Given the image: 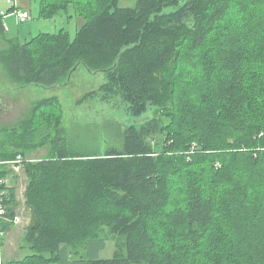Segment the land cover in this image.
<instances>
[{
    "label": "trees",
    "instance_id": "1",
    "mask_svg": "<svg viewBox=\"0 0 264 264\" xmlns=\"http://www.w3.org/2000/svg\"><path fill=\"white\" fill-rule=\"evenodd\" d=\"M40 3L42 18L63 11L83 24L74 37L62 28L20 41L0 16L7 77L55 88L79 66L102 72L78 104L120 99L138 121L122 148L74 153L52 95L5 129L1 160L52 151L24 162L39 219L25 229L32 253L3 264H59L63 245L76 253L90 240L115 250L88 264H264V0ZM5 188L14 216L16 191Z\"/></svg>",
    "mask_w": 264,
    "mask_h": 264
},
{
    "label": "rangeland",
    "instance_id": "2",
    "mask_svg": "<svg viewBox=\"0 0 264 264\" xmlns=\"http://www.w3.org/2000/svg\"><path fill=\"white\" fill-rule=\"evenodd\" d=\"M135 2L136 0H120V5L131 6ZM13 5L12 3H8V0H0V16L3 18L4 27L7 31L6 34L20 41L29 39L41 32L56 33L62 28L68 30L71 36L74 37L83 24L81 17L74 15L68 18L67 14L63 11L50 19L40 17V0H17L16 5L19 8H26L30 12V18L26 22H20L12 14L14 10ZM9 7L11 8L9 9ZM4 13H7V15L3 16ZM8 42L0 34V57L4 56L3 49L8 46ZM3 58H6V55ZM4 62L3 59H0V104L1 106L2 104L4 105L0 107L1 136H4L5 129L18 125L28 116L34 101L52 95L58 96L63 104L64 118L60 138L62 137V139L66 140L69 149L74 153H80L84 150H94L99 154H103L110 147L122 148L124 128L138 121V119L128 113L126 105L120 99L107 102L102 101L100 97H90L80 103V105L78 104L79 99L93 89H97L106 80L102 72L92 73L84 66H79L77 71H73L71 74L69 78L70 84L68 85L55 88L29 85L19 88L16 83L7 77V67L4 65ZM145 115H152V110ZM51 151L47 145L27 152L28 157L25 159L41 160L49 156ZM22 167L25 168V164L20 168V172L23 175L20 173L17 184L18 188H20L21 198L25 197L26 203V196L24 194L29 185V178L28 175H25L26 171ZM10 174H8L9 177ZM26 208L27 210L23 212L28 220L29 211L27 205ZM27 237L23 226L18 225L16 228L13 227L11 235H8L6 230L3 238V263L10 260H21L32 253L28 247L29 241H27ZM105 243L112 245V251L109 252L107 247V249H101L95 258H107L112 255L113 250H115L114 240H109ZM87 244L76 249L79 252V254H75L77 257L84 259L91 257L86 248Z\"/></svg>",
    "mask_w": 264,
    "mask_h": 264
},
{
    "label": "crops",
    "instance_id": "3",
    "mask_svg": "<svg viewBox=\"0 0 264 264\" xmlns=\"http://www.w3.org/2000/svg\"><path fill=\"white\" fill-rule=\"evenodd\" d=\"M10 8L11 7H9V9ZM22 9L27 10L26 8H22ZM16 19H17V21H19L18 18H16ZM5 31H6V29H5ZM6 33H7V31H6ZM3 106H4L3 104H2V106L0 104V107H3ZM2 137L3 136H1V134H0V139ZM8 168L10 169V172H11V174H10V187H14L15 191H16L15 200L12 201L11 203H9V206H10V208H11V206L12 207L14 206L15 215L16 214L20 215L23 218L22 223L12 224L11 227H8V229H6L8 232V235H11V231H12L13 227L16 228V227H18V225L23 226V229L25 230V225L27 224L29 219L27 220V217L23 212L24 210H27L26 203H25V197H23V199L21 198L20 188H18V184H17V179L21 173L20 172L21 170L15 171L10 166ZM22 168H24V167H22ZM24 171H25V168H24ZM25 175L27 176V174H25ZM24 196H25V194H24ZM22 208H23V210H22ZM28 211H29V209H28ZM29 217H30V212H29ZM107 241H109V240H90V241H88L86 248L88 249L89 255L91 257H88L87 259L77 257L75 254H79V252L77 251L76 253H74L73 250L68 245L63 246L62 249L60 250V263L59 264H88V261H90V260L99 259V258H95V256L97 255V253L101 249H105L107 247L109 252L112 251V245L106 244L105 242H107ZM113 253H114V250L112 252V255H113Z\"/></svg>",
    "mask_w": 264,
    "mask_h": 264
},
{
    "label": "built area",
    "instance_id": "4",
    "mask_svg": "<svg viewBox=\"0 0 264 264\" xmlns=\"http://www.w3.org/2000/svg\"><path fill=\"white\" fill-rule=\"evenodd\" d=\"M8 3L14 4V10L12 14L16 15L20 22H26L30 18V12L28 10H23L19 8L17 0H8ZM16 6V7H15ZM7 13H4L3 16H6ZM26 161L25 157L18 154L13 160H1L0 166L5 165L11 167L15 171H19L21 166ZM10 177L8 175L0 177V264H3L2 250H3V238L6 234V229H4L5 223L20 224L23 222V218L20 215H14L10 217L8 214V205L6 202L7 189L6 186L9 184Z\"/></svg>",
    "mask_w": 264,
    "mask_h": 264
},
{
    "label": "water",
    "instance_id": "5",
    "mask_svg": "<svg viewBox=\"0 0 264 264\" xmlns=\"http://www.w3.org/2000/svg\"><path fill=\"white\" fill-rule=\"evenodd\" d=\"M29 212H30V217H29L27 224L25 225L26 230L36 228L39 223V219H38L35 209L33 207H30Z\"/></svg>",
    "mask_w": 264,
    "mask_h": 264
}]
</instances>
